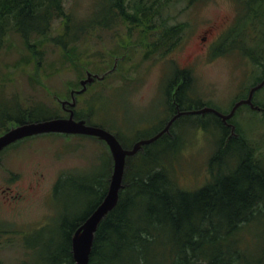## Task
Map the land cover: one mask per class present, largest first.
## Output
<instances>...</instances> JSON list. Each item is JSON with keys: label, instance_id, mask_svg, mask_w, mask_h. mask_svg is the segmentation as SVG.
<instances>
[{"label": "trees", "instance_id": "trees-1", "mask_svg": "<svg viewBox=\"0 0 264 264\" xmlns=\"http://www.w3.org/2000/svg\"><path fill=\"white\" fill-rule=\"evenodd\" d=\"M207 1L99 0L97 5L96 1L92 3L93 9L87 16L78 19L65 11L63 0H0V44L15 35L33 53L48 39L51 45L66 49L95 31L114 27L116 32L120 26H126L128 40L123 45V60L138 46H150L148 51L152 55L165 58L194 27L193 19L170 24L167 12L176 5L189 8ZM232 3L234 22L219 37L212 54L237 50L264 68V0ZM59 18L62 30L52 37L53 22ZM135 33L139 45L131 41ZM34 55L40 62L41 52ZM172 75L164 81L162 91L167 113L174 115L210 105L193 97L189 69H174ZM65 116L61 109L37 105L12 120L14 124H23ZM89 117L86 119L90 120ZM75 118L84 119L76 113ZM203 118H212L213 124L198 115L181 116L168 133L126 159L118 204L95 233L88 264H264V238L254 237L264 231V153L248 140L250 134L244 126L237 124L232 135L214 115ZM182 121H191L192 132L196 128L206 133L219 131L218 139L212 141L210 180L194 191L179 188L168 170L170 155L177 157L184 145L182 138H178L182 125L178 124ZM165 125L166 121H161L153 133L136 136L133 141L154 137ZM4 129H0V134ZM109 131L114 132L113 128ZM116 135L123 147L132 146L133 141L122 138L120 133ZM63 178L69 180L62 174L54 189L59 188ZM108 178L106 171L88 188L84 186V190L95 193L96 201L80 220L65 219L61 223L62 239L50 236L49 227H41L29 237L34 239L32 244L27 243L28 238L23 240L26 250L35 255L43 251L48 264H73L71 237L106 196Z\"/></svg>", "mask_w": 264, "mask_h": 264}, {"label": "rangeland", "instance_id": "rangeland-1", "mask_svg": "<svg viewBox=\"0 0 264 264\" xmlns=\"http://www.w3.org/2000/svg\"><path fill=\"white\" fill-rule=\"evenodd\" d=\"M94 1L99 0H63V7L80 19L92 11ZM166 15L171 17L170 24L194 20L193 29L179 46L167 52L165 58L152 55L150 46H138L120 65L123 45L128 40L126 26L116 32L114 27L95 31L66 49L51 45L48 39L42 48L34 49V53L42 54L40 62L20 38L10 35L5 44L4 40L0 44V129L10 128L15 122L9 120L37 105L60 111L54 97L70 100V89L85 79L86 72L101 76L110 68L114 74L92 83L76 99L75 112L84 118L91 116L92 123L119 131L129 142L136 136L153 133L162 119L171 116L164 109L167 104L162 91L174 69H189L191 85L196 88L193 97L210 102L221 111L229 110L241 89L248 91L249 82L254 79V64L237 50L221 51L213 58L208 54L233 23L232 0H208L189 8L176 5ZM52 29V37L60 34V18L54 20ZM131 36L133 44L139 45L136 33ZM263 97L264 89L258 93V99ZM167 100L170 101L169 95ZM247 112L239 111L237 123L244 126L250 134L248 140L263 154L262 117ZM204 122L213 124L212 119ZM179 125V136L175 134L185 144L177 157L170 155L168 170L179 188L194 191L210 180L207 162L219 131L213 132L210 140V133L199 128L189 130L191 121ZM16 145L0 158V264H48L43 251L28 254L23 240L28 238L27 243L32 244L34 239L29 237L41 227H49L50 236L62 239L61 223L65 219L80 220L96 201L95 193L84 190V186L88 188L107 171L108 152L97 141L53 134L32 137ZM164 156L167 159L168 154ZM62 174L70 181L63 178L59 188L54 189ZM263 232L254 237L263 239Z\"/></svg>", "mask_w": 264, "mask_h": 264}, {"label": "water", "instance_id": "water-1", "mask_svg": "<svg viewBox=\"0 0 264 264\" xmlns=\"http://www.w3.org/2000/svg\"><path fill=\"white\" fill-rule=\"evenodd\" d=\"M93 81L94 77L92 76V74L88 73L87 78L81 81L82 89L79 90L77 93L85 91L86 85L92 83ZM263 85L264 81L256 87H253L250 91L248 99L238 102L233 107L229 115H221L216 110L210 108H206L198 112H193L191 114H203L205 112H211L221 117L222 120L226 122V120L230 119L233 116L238 106L242 104H248L252 106L251 99L253 93L259 88H261ZM61 103L64 106L66 102ZM75 104V100L72 99V102L70 103L71 107H74ZM179 115L180 114L174 116L171 121H169L167 126L155 137L150 139L139 140L134 143L131 149L126 150L122 148L116 137L108 131L100 127L87 125L85 120H74L73 112L70 110V115L68 118H57L45 120L42 122L21 124L11 128L5 134L0 136V151L16 143L19 140L32 136L51 133L65 135H82L95 138L105 143L110 153L113 164L107 194L103 201L94 210V212L84 221L83 224H81L76 229L71 238V253L74 264H88L93 247L95 233L97 232L99 225L101 224L103 219L115 207L119 199V191L122 188V180L126 158L134 156L138 151L142 149L143 146L154 142L157 138L166 133L170 125Z\"/></svg>", "mask_w": 264, "mask_h": 264}, {"label": "bare ground", "instance_id": "bare-ground-1", "mask_svg": "<svg viewBox=\"0 0 264 264\" xmlns=\"http://www.w3.org/2000/svg\"><path fill=\"white\" fill-rule=\"evenodd\" d=\"M104 198H105V197H104ZM118 201H119V199H118ZM118 201H117L116 205L118 204ZM116 205H115V207H116ZM115 207H114V208H115ZM114 208H113V209H114ZM113 209H112V210H113ZM112 210H111V211H112Z\"/></svg>", "mask_w": 264, "mask_h": 264}, {"label": "flooded vegetation", "instance_id": "flooded-vegetation-1", "mask_svg": "<svg viewBox=\"0 0 264 264\" xmlns=\"http://www.w3.org/2000/svg\"><path fill=\"white\" fill-rule=\"evenodd\" d=\"M67 108H68V105H66V106L64 107L65 110H67Z\"/></svg>", "mask_w": 264, "mask_h": 264}]
</instances>
